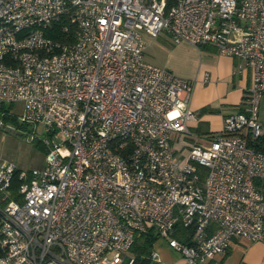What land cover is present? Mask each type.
<instances>
[{
  "label": "built area",
  "instance_id": "1",
  "mask_svg": "<svg viewBox=\"0 0 264 264\" xmlns=\"http://www.w3.org/2000/svg\"><path fill=\"white\" fill-rule=\"evenodd\" d=\"M162 31L250 69L219 132L192 131L193 81L145 59ZM262 95L264 0H0V102L47 147L40 167L0 158V264H132L148 231L183 264L264 244Z\"/></svg>",
  "mask_w": 264,
  "mask_h": 264
},
{
  "label": "crops",
  "instance_id": "2",
  "mask_svg": "<svg viewBox=\"0 0 264 264\" xmlns=\"http://www.w3.org/2000/svg\"><path fill=\"white\" fill-rule=\"evenodd\" d=\"M144 38L148 62L193 81L190 107L197 119L190 122L191 127L197 133L219 132L223 116L242 105L250 84V69H240L238 58L220 54L210 45L176 44L166 31L156 36L145 35ZM205 75L208 76L207 81H204ZM156 242L153 248L162 263L183 264L179 254H170L173 251L170 247ZM252 243L250 248L241 250L246 241L234 238L224 254L204 258L200 264H260L264 258V244Z\"/></svg>",
  "mask_w": 264,
  "mask_h": 264
},
{
  "label": "rangeland",
  "instance_id": "3",
  "mask_svg": "<svg viewBox=\"0 0 264 264\" xmlns=\"http://www.w3.org/2000/svg\"><path fill=\"white\" fill-rule=\"evenodd\" d=\"M12 111L21 115L23 111L22 103H12ZM176 112L169 114V117L175 115ZM259 119L262 123V129H264V95H262L259 106ZM192 131L197 133V130L190 127ZM34 130V132H33ZM45 126L43 124H37L33 126L32 131L20 128L0 130V158H7L13 161L21 169H30L33 167H40L44 164V153L36 147V142L42 141L45 137ZM200 136H205L206 133H198ZM55 141L57 137L53 138ZM186 153L184 152V157ZM246 241V240H245ZM158 245H167L164 238H159L156 242ZM252 242L246 241V244L242 246L241 250L250 248ZM170 254H178L174 250ZM130 255V252L124 254Z\"/></svg>",
  "mask_w": 264,
  "mask_h": 264
},
{
  "label": "trees",
  "instance_id": "4",
  "mask_svg": "<svg viewBox=\"0 0 264 264\" xmlns=\"http://www.w3.org/2000/svg\"><path fill=\"white\" fill-rule=\"evenodd\" d=\"M171 2L172 0H169V4ZM55 26H59V24H56ZM48 35L55 36L49 32ZM20 128L32 131L29 124L20 121L18 115L12 111V103L0 102V130ZM251 146L260 150H264V134L253 140L251 142ZM36 147L39 148L44 154L47 152V147L42 143V141L36 142ZM16 185L17 178H14L12 188L14 189ZM195 229V225L185 227L180 222H177L174 228L173 235L182 242L190 243ZM210 231H212V227L210 228ZM159 238V235L153 231H148L138 236L129 249L130 254L134 257L132 264H156L150 259V253L155 242Z\"/></svg>",
  "mask_w": 264,
  "mask_h": 264
}]
</instances>
